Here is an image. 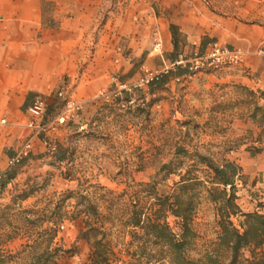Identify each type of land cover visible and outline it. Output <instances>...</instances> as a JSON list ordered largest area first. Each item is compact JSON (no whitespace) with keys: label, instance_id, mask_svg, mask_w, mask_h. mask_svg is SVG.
<instances>
[{"label":"crops","instance_id":"0c3cea01","mask_svg":"<svg viewBox=\"0 0 264 264\" xmlns=\"http://www.w3.org/2000/svg\"><path fill=\"white\" fill-rule=\"evenodd\" d=\"M104 2L0 0V118L6 119L0 122L1 175L13 169L8 160L29 133L24 126L28 118L26 108L37 95L43 96L46 108L51 99H56V90L71 83H76L80 98L75 91L73 95L78 101L98 95L96 65L103 60L102 70H112L106 63L109 59H105L112 50L110 42L98 46L94 52L89 50L96 32L95 8ZM184 2L186 7L179 17L167 18L151 12L147 19L133 22L127 34L131 37L128 45L136 46L138 38H142V29L153 41L157 29L161 44L158 50L148 53H156L164 62V53L173 50L176 55L190 56L196 50L202 51L211 40L247 51L246 61L240 67L198 73L183 84L182 90L172 87L168 93L159 92L154 105L159 106L157 115H165L167 109L173 108V117L188 120L186 126L192 127L196 134L202 132L203 138L195 134L191 144L204 142L211 155L214 152L221 159L233 160L241 175L236 178V185L243 189L260 184L259 200L264 203V118L259 119V113L251 115L256 104H264V54L259 50H264V0H213L211 6L202 0ZM120 22L105 24L97 31L101 37H116L128 31ZM178 97L190 105L189 114L176 105ZM86 105L81 115L86 112ZM96 105L95 101L88 107L94 111ZM52 114L47 112L45 119ZM60 130L65 131L66 127ZM59 143L65 145L61 138ZM33 145L43 149L38 136L33 138ZM213 148L214 151H209ZM39 160L40 157L31 156L16 166L15 175L6 186L15 182L20 168L29 170L27 162H37L36 168L40 169ZM48 167L46 170H53ZM79 227L75 231L77 242L86 243L87 240L78 237ZM18 236L7 240L5 246L11 250L19 247L24 240Z\"/></svg>","mask_w":264,"mask_h":264},{"label":"rangeland","instance_id":"374dc122","mask_svg":"<svg viewBox=\"0 0 264 264\" xmlns=\"http://www.w3.org/2000/svg\"><path fill=\"white\" fill-rule=\"evenodd\" d=\"M184 1L105 0L103 5L95 8L96 32L89 45V50L94 52L98 46L105 45L104 43L112 44V50L105 58L109 59L106 63L112 70H102L103 60H99L96 65L94 79L97 82V90L112 93L114 89L112 77L134 83L144 75L145 68L154 70L163 68L165 64L170 65L171 57L168 54H163L164 62L156 53H148L149 50H152L153 41L143 29L142 38H138L139 41L135 47L128 45L131 37L127 34L130 33L133 22L147 19L146 17L151 12L167 18L179 17L186 7ZM202 2L211 6L213 0H202ZM227 4L228 2L225 3V5ZM116 20L117 22L121 21L120 23L128 31L120 33L116 37H101L97 31L98 28L108 23L111 25ZM121 55L125 58L122 59ZM174 76L176 74H170L159 87L154 88L153 92L147 89L146 84L135 86L131 91H128V99H132V102L126 106L117 105L116 98L112 101L104 100L100 91H97L96 97L82 101L83 110L84 103H87L86 112L82 113L79 120L69 122L65 131L59 130L58 132L59 138L65 144L63 146L67 147L66 158L55 162L50 158H44L42 152H37L35 155L40 157V163H38L40 169L36 168L37 162H27L29 170L20 168L15 182L11 186L0 189V246L6 247L4 238L8 234L12 235L17 232L19 239L26 240L27 234L36 229L33 225L21 224L23 208L29 210L31 214L36 211L48 213L59 203V211L63 216L61 221L63 227L57 226L58 234L53 244L77 250L75 254H66L62 258L64 264L85 262L90 251L89 242H77L75 237V231L81 224L82 217L77 213V209L93 201L97 204L98 210L102 214H106L104 227H110L107 237L117 252L116 257L118 258L111 256L110 264H125V260L129 263L130 256L123 248L126 247V242L131 238V235L121 228L123 219L127 217L131 208V200L138 199L140 205L149 209L154 201L149 184H154L157 192L161 194L171 192L175 180L179 178L177 171L167 174L164 178V170H159L160 164L169 160L174 145L178 142L184 143L190 149L189 143L196 134L192 127L187 129V126L181 123L183 118L172 116L173 108L167 109L165 115L156 114V108L159 106H155L154 103L158 99V93L162 91L168 93L174 87L182 90L183 84L190 79L177 81L174 80ZM75 84L71 83L69 89L72 92L75 91V95L80 98ZM124 95L125 93L122 91L119 96L127 100V98H123ZM95 101L97 109L92 111L88 105ZM59 105L57 99H51L46 113H56L59 110ZM176 105L186 111L190 107L186 101L179 97ZM176 115L182 117L180 113H176ZM83 121L86 122V125L80 129L78 124ZM185 131H188V134H185ZM197 135L203 138L202 132L195 136L198 137ZM197 147L202 152H207L204 142L198 144ZM211 150L215 149L209 151ZM212 155L220 161V155L214 152ZM189 163L190 161L187 159L180 169L184 170ZM48 166H51L53 170H46ZM198 166L202 167L200 164ZM197 173L202 174L200 171ZM261 187L260 184L257 186L250 184L239 189L241 186L236 185L237 202L241 204L243 210L254 208L257 203L262 201L259 200L262 197ZM22 190L28 192L29 195L24 199H19L16 196ZM67 190L80 192L90 200L85 201L81 206H76L77 198L73 196L60 201L59 199ZM14 197H16L17 203L12 204ZM109 206L110 209H108ZM193 212L191 227L195 230V235L187 245V253L190 257H199L213 248L219 231L218 216L215 205L207 200L204 192H201L196 199ZM72 219L75 220L72 221ZM167 220L172 230L178 231L177 218L168 213ZM233 220L236 224L238 223L237 216H233ZM50 225L51 223L48 222L43 224V226ZM124 229L126 230L127 227ZM128 247L133 248V245ZM256 250L264 251V244L260 250ZM242 253L244 257L249 256V248L243 249ZM228 256L229 250L221 248L220 257L225 260Z\"/></svg>","mask_w":264,"mask_h":264},{"label":"trees","instance_id":"16d2710c","mask_svg":"<svg viewBox=\"0 0 264 264\" xmlns=\"http://www.w3.org/2000/svg\"><path fill=\"white\" fill-rule=\"evenodd\" d=\"M168 55L172 61L178 58L173 50ZM186 72V67L182 64L170 67L167 72L149 81L146 84L147 89L153 92L154 88L159 87L170 74ZM124 93L123 98L128 99V91ZM257 113L260 114L259 119L264 118V104L254 106L251 115L255 117ZM181 123L186 126L188 120L184 119ZM184 133L188 134V131ZM189 145L190 149L184 143L178 142L174 145L169 160L160 164L159 170H164V178L173 171H177L179 177L169 194H161L157 192L154 184H149L154 198L149 209L140 205L138 199L131 200V208L127 217L123 219L121 228L131 235L126 247L123 248L130 256L129 263L125 260V264H264V251L256 250H260L264 244L263 201L257 203L254 208L243 210L237 202L235 183L236 178L241 176L239 166L229 158L218 161L208 152V148L207 152H202L197 145L191 143ZM66 149L63 144L58 143L51 161L65 159ZM31 156L37 155L30 154L19 164ZM187 159L190 161L189 165L184 170L180 169ZM19 164L14 165L4 176L0 175V189L13 178L15 167ZM197 171L202 174L199 175ZM201 192H204L207 200L215 205L219 231L213 248L199 257H190L187 245L195 235L191 222L195 202ZM28 195V192L22 190L16 197L24 199ZM70 196L77 198L76 206L90 200L86 195L71 190H67L59 200H66ZM16 197L12 204L17 203ZM58 204L48 213L36 211L31 214L29 210L23 208L21 224L33 225L36 229L27 234L26 240L15 250L0 246V264H63L62 258L66 254L72 255L77 252L73 250L74 248H63L60 244H53L58 234L57 226L62 224L63 220ZM110 208L109 206L108 209ZM77 213L82 216L78 237L89 242L90 250L87 260L82 264H110L111 256L118 258L107 237L110 227H104L106 214L98 210L97 204L93 201L88 202L84 207L78 208ZM168 213L177 218L178 231L172 230L169 225ZM233 216L238 217L237 224ZM45 222L51 225L43 226ZM16 235L17 232L8 234L4 238V243ZM129 245H133V248H129ZM246 247L249 248L250 255L244 257L242 251ZM221 248L229 250V256L225 260L220 257Z\"/></svg>","mask_w":264,"mask_h":264},{"label":"built area","instance_id":"2783aa9c","mask_svg":"<svg viewBox=\"0 0 264 264\" xmlns=\"http://www.w3.org/2000/svg\"><path fill=\"white\" fill-rule=\"evenodd\" d=\"M154 39L152 49L158 50L161 44V35L157 29H154ZM119 49V46L117 47ZM264 54V50L259 49ZM247 51L230 48L221 44L217 40H211L207 43L202 51H194L192 55L186 56L181 53L178 58L171 61L169 66H164L161 69L148 70L144 69L145 73L134 83L128 81H121L118 78L112 77L114 81V89L112 93L100 91L104 100L112 101L121 95L122 91H131L135 86L147 84L153 78H157L161 73L168 71L171 65L182 64L186 67L187 72L174 76V80L188 79L197 73L205 71H218L227 67H240L246 61ZM55 98L59 101V110L45 119L46 102L42 95H37L33 102L27 106L28 118L24 126L29 130L22 141L15 148L13 155L9 158V165L13 166L19 164L24 158L32 153L42 152V156L46 159L53 158L54 152L58 147L60 141L59 130L69 122L79 120L82 111V102L78 101L73 92L68 86L60 87L55 92ZM132 102V99L118 98L116 104L126 106ZM5 117L0 118V122H5ZM86 122H80L78 126L80 129L85 127ZM39 137L40 144L43 149L35 148L33 145V138ZM1 175V174H0ZM63 227V224H60Z\"/></svg>","mask_w":264,"mask_h":264}]
</instances>
